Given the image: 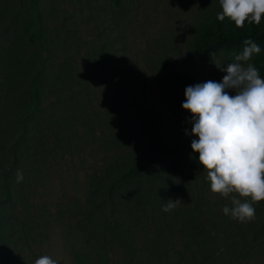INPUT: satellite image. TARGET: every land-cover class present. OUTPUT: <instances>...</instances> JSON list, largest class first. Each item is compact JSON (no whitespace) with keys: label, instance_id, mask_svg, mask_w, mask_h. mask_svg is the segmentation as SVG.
Listing matches in <instances>:
<instances>
[{"label":"rangeland","instance_id":"1","mask_svg":"<svg viewBox=\"0 0 264 264\" xmlns=\"http://www.w3.org/2000/svg\"><path fill=\"white\" fill-rule=\"evenodd\" d=\"M36 4L52 40L47 73L59 71L60 98L51 105L56 94L46 98L42 118L49 124H43L37 138L42 144L34 156L27 152L19 158L8 176L14 187L11 210L3 211L0 226V264H34L45 255L58 264H73L70 250L80 238L69 206L86 199L89 176L97 174L105 156L124 159L154 151H168L164 171L180 182L176 200L188 199L209 211V226L215 231L208 244L214 258L210 264H264V200L254 204L256 218L251 222L223 214L225 205L232 206L231 199L211 192L199 153L190 147L197 137L190 135L191 114L181 107L185 96L170 88L158 65L168 58L199 75L201 84L222 80L226 73L215 63L226 67L242 51H217L205 57L189 52L197 25L222 11L219 0H119L117 6L109 0H36ZM226 91L236 94L234 89ZM62 106L63 115L70 116L69 129L76 132L67 141L61 128L49 121ZM3 109L0 106V118ZM5 120L0 119V127L4 125L0 129H7ZM5 134L0 135V158L4 148L11 161ZM17 170L23 173L20 183ZM236 226L242 234L238 239ZM116 251L112 258L120 262L122 251ZM134 258L143 262L147 256Z\"/></svg>","mask_w":264,"mask_h":264},{"label":"trees","instance_id":"2","mask_svg":"<svg viewBox=\"0 0 264 264\" xmlns=\"http://www.w3.org/2000/svg\"><path fill=\"white\" fill-rule=\"evenodd\" d=\"M109 1L114 6L119 4V0ZM217 14L197 25L189 52L205 57L217 51H242L243 41L250 38L261 51L249 63L264 79V16L259 25L246 21L237 28L227 18L217 20ZM51 42L36 0H0V106L4 108L0 119L6 118L7 125V129L0 130L7 133L6 150L11 154L8 161L2 148L0 226L3 211H10L12 205L14 183L8 179L10 171L19 164V158L27 152L34 156L42 144L37 138L38 133L42 136L43 124H49L42 118L46 98L56 94L50 105L60 98L56 84L59 71L47 73ZM158 65L174 92L184 94L187 86L201 84L199 75L180 69L171 59H160ZM57 109V115L50 114L49 121L61 128L67 141L76 132L69 129L72 125L70 116L63 115L64 106ZM166 153H136L124 159L114 154L105 156L97 174L89 176L86 199L81 205L74 202L69 206L80 238L70 250L73 264H210L214 258L209 246L215 231L209 226V211L188 199L169 212L162 211L167 200H176L180 186L164 171L169 162ZM234 231L237 239L242 236L238 226ZM117 249L122 251L120 262L112 258ZM134 254L147 258L143 262L135 260Z\"/></svg>","mask_w":264,"mask_h":264},{"label":"clouds","instance_id":"3","mask_svg":"<svg viewBox=\"0 0 264 264\" xmlns=\"http://www.w3.org/2000/svg\"><path fill=\"white\" fill-rule=\"evenodd\" d=\"M222 11L217 20L226 18L241 28L245 22L260 24L264 16V0H219ZM245 47L233 62L216 67L226 74L220 82L207 81L187 86L182 109L191 114V141L198 162L207 172L212 193L230 198L232 206L222 212L240 223L256 218L254 204L264 200V79L259 70L248 63L259 54L260 46L252 39L243 41ZM227 89H234L229 95ZM189 135V133H185ZM23 181L17 170L16 182ZM238 194L232 195L230 194ZM181 201L167 200L162 211L173 210ZM34 264H58L45 255Z\"/></svg>","mask_w":264,"mask_h":264}]
</instances>
